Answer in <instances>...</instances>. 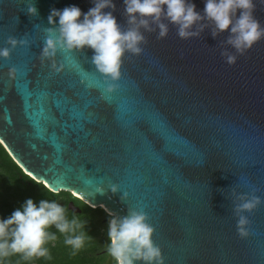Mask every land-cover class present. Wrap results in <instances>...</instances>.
<instances>
[{"label": "water", "instance_id": "95a60500", "mask_svg": "<svg viewBox=\"0 0 264 264\" xmlns=\"http://www.w3.org/2000/svg\"><path fill=\"white\" fill-rule=\"evenodd\" d=\"M191 2L203 14L204 0ZM113 3L126 27L123 0ZM70 6L86 13L93 4L0 0V48L9 38L27 41L0 60V145L8 156L34 182L74 193L91 209L143 211L165 264H264V39L229 66L221 56L235 55L228 31L214 38L205 28L188 40L172 25L162 40L145 33L142 54H125L109 95L89 49L58 50L59 74L40 62L50 11ZM254 16L264 26L258 0ZM69 60L82 69L70 71ZM233 191L262 201L244 214L245 240ZM67 208L81 214L73 202Z\"/></svg>", "mask_w": 264, "mask_h": 264}, {"label": "clouds", "instance_id": "9594fccd", "mask_svg": "<svg viewBox=\"0 0 264 264\" xmlns=\"http://www.w3.org/2000/svg\"><path fill=\"white\" fill-rule=\"evenodd\" d=\"M93 7L86 13L76 6L63 10L52 9L48 16L50 27L46 29L47 39L40 53L41 64L50 62V70L59 74L55 57L58 50L80 53L92 51L91 64L96 72L105 78L108 85L104 91L114 93L116 82L121 79L122 60L125 54L139 56L146 44L145 33H157V39H165L169 25L175 26L181 40L198 37L205 28L212 36L228 31L227 45L235 55L224 51L221 56L232 66L237 56H243L256 43L264 39V26L255 18L257 0H204L203 14L196 11L191 0H123L126 27H121L115 16L113 0H91ZM264 5V0H258ZM105 9L111 11L105 12ZM237 12L239 15L237 16ZM27 13L36 16L37 10L29 6ZM195 29V30H194ZM55 37L54 39L52 37ZM7 47L0 48V60H7L10 51L25 46L27 41L9 38ZM16 70H9V77L15 78ZM46 191L52 192L47 185ZM115 194L117 186L109 187ZM59 195V192H52ZM75 197V194H72ZM237 218L236 232L241 240L249 237V220L245 213H252L261 203L254 194L243 195L232 192ZM78 199V197H77ZM126 199V194L121 197ZM107 244L103 251L112 264H165L161 250L153 243L154 228L148 223L143 211L131 210L125 217L106 213ZM86 222L73 215L55 200L42 199L38 203L31 198L15 209L10 216L0 218V264H10L18 257V264H34L50 260L48 245L58 237H64V244L78 253L91 239L85 232ZM55 230V233L52 231Z\"/></svg>", "mask_w": 264, "mask_h": 264}, {"label": "trees", "instance_id": "16d2710c", "mask_svg": "<svg viewBox=\"0 0 264 264\" xmlns=\"http://www.w3.org/2000/svg\"><path fill=\"white\" fill-rule=\"evenodd\" d=\"M29 198L37 203L42 199L55 200L66 208L69 202H73L75 207L81 210V214L76 215L68 210L69 218L75 215L84 220L85 232L91 237L83 249L73 254L72 249L64 244V237L56 233L58 239L48 245L51 259L36 261L34 264H102L104 262L105 256L102 252L107 244V225H103L104 219L107 218L105 211L100 208L91 209L70 193L60 192L59 195H53L46 191L42 184L24 175L0 145V218L10 216ZM52 231L55 233L54 229ZM18 261V257H13L10 264H18Z\"/></svg>", "mask_w": 264, "mask_h": 264}, {"label": "snow or ice", "instance_id": "6c2138e0", "mask_svg": "<svg viewBox=\"0 0 264 264\" xmlns=\"http://www.w3.org/2000/svg\"><path fill=\"white\" fill-rule=\"evenodd\" d=\"M68 64L70 65V71H72L73 73H78L81 69H82V66L78 63V61L77 62H73L72 60H69L68 61ZM85 84H88L86 81H84V80H82ZM89 86H90V88L91 87H96V85L95 84H88ZM29 90H31V85L29 84ZM70 103H71V101H69ZM138 123L140 124V125H143V121L141 120V121H138ZM146 131H147V129H146ZM159 149L157 148V151H158Z\"/></svg>", "mask_w": 264, "mask_h": 264}, {"label": "rangeland", "instance_id": "374dc122", "mask_svg": "<svg viewBox=\"0 0 264 264\" xmlns=\"http://www.w3.org/2000/svg\"><path fill=\"white\" fill-rule=\"evenodd\" d=\"M105 213H107V212L105 211ZM106 215H107V214H106ZM109 218H110V217L107 215V218H105L104 221H103V225H107V221H108ZM103 253H104V251H103ZM105 260H106V258L104 257V262H105ZM104 262H103V263H104ZM103 263H102V264H103ZM111 264H112V263H111Z\"/></svg>", "mask_w": 264, "mask_h": 264}, {"label": "flooded vegetation", "instance_id": "af4514ba", "mask_svg": "<svg viewBox=\"0 0 264 264\" xmlns=\"http://www.w3.org/2000/svg\"><path fill=\"white\" fill-rule=\"evenodd\" d=\"M102 255H104V256H105V253H103V252H102ZM106 261H107V259L105 260V262H106ZM105 262H104V263H105ZM104 263H103V264H104Z\"/></svg>", "mask_w": 264, "mask_h": 264}]
</instances>
